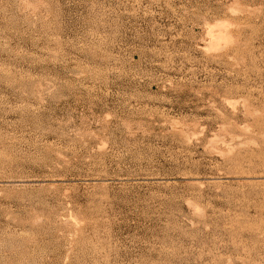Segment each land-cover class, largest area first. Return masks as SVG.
I'll return each mask as SVG.
<instances>
[{
	"label": "rangeland",
	"instance_id": "obj_1",
	"mask_svg": "<svg viewBox=\"0 0 264 264\" xmlns=\"http://www.w3.org/2000/svg\"><path fill=\"white\" fill-rule=\"evenodd\" d=\"M0 264H264V0H0Z\"/></svg>",
	"mask_w": 264,
	"mask_h": 264
}]
</instances>
